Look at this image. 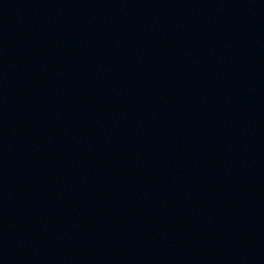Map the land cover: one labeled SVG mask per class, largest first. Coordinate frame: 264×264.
Masks as SVG:
<instances>
[{
  "label": "water",
  "instance_id": "95a60500",
  "mask_svg": "<svg viewBox=\"0 0 264 264\" xmlns=\"http://www.w3.org/2000/svg\"><path fill=\"white\" fill-rule=\"evenodd\" d=\"M0 264H264V0H0Z\"/></svg>",
  "mask_w": 264,
  "mask_h": 264
}]
</instances>
